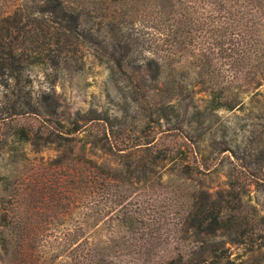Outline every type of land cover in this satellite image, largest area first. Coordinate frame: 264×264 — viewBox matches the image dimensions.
I'll return each instance as SVG.
<instances>
[{"label":"rangeland","instance_id":"rangeland-1","mask_svg":"<svg viewBox=\"0 0 264 264\" xmlns=\"http://www.w3.org/2000/svg\"><path fill=\"white\" fill-rule=\"evenodd\" d=\"M27 1L0 0V16L18 5L27 9ZM66 1L81 6L80 27L93 36L78 48L75 62L46 68L33 61L20 30L10 29L11 40L0 37V206L44 229L41 262L80 264L76 240L88 253L110 246L106 264H223L226 256L238 264H264V230L253 215L247 228L253 243L196 235L185 223L200 192L210 200L237 192L240 199L228 206L264 218V63L256 59L264 62V0L213 7L209 0ZM21 24L28 29L25 17ZM238 27L247 44L243 65ZM254 38L260 54L253 56ZM149 57L159 63L155 79L143 71ZM212 86L240 102L205 109ZM87 111L111 119V144L124 155L157 151L166 158L144 176L124 175V182H84L72 173L77 165L90 169L83 162L87 155L80 156L81 146L85 153L89 147L83 144L88 129L75 135L70 152L15 140L18 128L44 131L52 119L67 126ZM90 126L92 134L105 127L101 121ZM58 154L63 156L54 160ZM92 159L114 168L119 156ZM184 163L190 166L186 175L179 171Z\"/></svg>","mask_w":264,"mask_h":264},{"label":"trees","instance_id":"trees-1","mask_svg":"<svg viewBox=\"0 0 264 264\" xmlns=\"http://www.w3.org/2000/svg\"><path fill=\"white\" fill-rule=\"evenodd\" d=\"M229 0H209L210 7L221 5L223 2ZM27 9H20V6H15L7 14L0 16V37L10 39V29L15 31L20 30L23 34V40L27 41V44L34 51L33 61L39 59L46 68L55 69L61 65H67L70 61L75 62V53L83 43H90L92 41V33L84 28L80 27L79 15L82 10L81 6L68 2L66 0H28ZM237 10V9H236ZM227 15L228 10H225ZM224 11V12H225ZM238 11V10H237ZM236 11V12H237ZM241 16L242 13L237 12ZM22 17L27 20L29 26L27 30H24V24H21ZM259 22H256V26ZM240 25V24H239ZM257 28V27H256ZM259 29V28H257ZM26 32V33H25ZM238 40V46L240 47L241 54L239 56V63L243 65L244 50L246 44L245 31L242 27L237 28V32L234 34ZM258 36V34L256 35ZM261 36V34H260ZM125 37V36H124ZM128 37V36H126ZM254 48L252 55L260 54V42L254 38ZM11 40V39H10ZM8 40V46H11V42ZM240 42V43H239ZM0 47L3 48V43L0 41ZM41 47L40 50H38ZM124 63H130L129 49L130 43L124 38ZM9 52L11 50L7 49ZM258 61L262 60L256 57ZM260 59V60H259ZM12 60V59H11ZM9 61L8 64L12 65L13 62ZM116 63H118L116 61ZM119 65V64H118ZM264 67V64H262ZM143 71L152 79H155L160 71L159 63L155 58H146L143 65ZM239 100H236L232 95H225L219 89L211 87L206 93L204 99V108L209 110H215L217 108L232 109ZM51 115V112H48ZM101 121L105 127L100 134L91 133L88 127H91L92 122ZM51 126L45 128L44 131H31L23 128L15 130V140L18 142H28L36 147L48 149L53 146V149L67 147L68 152L72 149V145L76 142V134L86 131L84 134L83 144L88 143L89 147L87 153L84 152L83 146L80 148V156L85 157L83 162L90 164V169H85L82 166L73 167L74 175L80 180L85 182V179H107L117 180L124 182L125 176H144L147 170L154 165L157 159H165L166 155L154 151V153L135 154V152H129L124 155V150L114 148L111 144V119L105 114H99L94 111H87L80 116L74 117L67 121V126L52 119ZM82 136V137H83ZM113 138V137H112ZM58 147V148H57ZM148 149V148H147ZM147 149H141L148 152ZM64 148L60 152L64 153ZM140 150V149H139ZM99 152L101 155H97ZM180 152V150H177ZM59 153V152H58ZM117 153L119 160L116 159V167L111 168L109 166L104 167L102 163H97L92 157H101L102 155ZM63 155H57L54 160L62 157ZM179 171L181 174L186 175L187 169L190 167L186 163L180 164ZM3 182L6 178L4 177ZM231 185V184H230ZM5 189V184L2 186ZM228 200L218 198L216 200H210L203 192H200L198 197L191 201L187 214L185 216L186 225L191 228L194 234H219L226 238L230 243H253L252 232L247 228L250 225V217H254L256 225H260L264 230V218L262 216H255L252 212L247 214L240 210V205L234 204L228 206L233 202V197L237 200L240 199L237 192H231ZM230 198L232 200H230ZM232 201V202H230ZM1 205V204H0ZM16 206V205H15ZM104 207L110 209L111 206L104 204ZM228 207V208H227ZM248 216V217H247ZM27 221L30 218H25ZM25 219H21L19 215L11 214L3 210V206H0V264H43L47 251L45 250V235L44 229L31 225H25ZM32 221V220H31ZM29 223V222H28ZM76 238V233L69 234ZM264 235V232L262 236ZM75 256L79 259L80 264H106L108 263V255L110 246L104 243L98 250L97 247L90 249L88 253L87 247L80 245L78 241H74ZM115 244L114 247H118ZM113 249V246H111ZM111 251H114L112 250ZM223 264H238L228 257L223 258ZM75 264H78L76 262Z\"/></svg>","mask_w":264,"mask_h":264}]
</instances>
